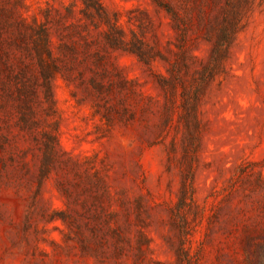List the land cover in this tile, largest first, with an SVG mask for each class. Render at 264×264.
Segmentation results:
<instances>
[{"label": "rangeland", "instance_id": "374dc122", "mask_svg": "<svg viewBox=\"0 0 264 264\" xmlns=\"http://www.w3.org/2000/svg\"><path fill=\"white\" fill-rule=\"evenodd\" d=\"M0 264H264V0H0Z\"/></svg>", "mask_w": 264, "mask_h": 264}]
</instances>
